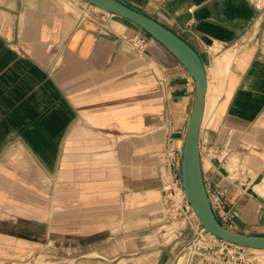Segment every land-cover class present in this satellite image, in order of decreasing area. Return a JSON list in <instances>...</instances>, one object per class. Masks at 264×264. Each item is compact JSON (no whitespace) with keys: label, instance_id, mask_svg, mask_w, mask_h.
Wrapping results in <instances>:
<instances>
[{"label":"crops","instance_id":"obj_1","mask_svg":"<svg viewBox=\"0 0 264 264\" xmlns=\"http://www.w3.org/2000/svg\"><path fill=\"white\" fill-rule=\"evenodd\" d=\"M125 1L185 38L208 83L233 55L200 132L204 175L237 229L264 233L263 0ZM96 8L0 0V264H158L168 253L161 177L195 81L139 25Z\"/></svg>","mask_w":264,"mask_h":264},{"label":"water","instance_id":"obj_2","mask_svg":"<svg viewBox=\"0 0 264 264\" xmlns=\"http://www.w3.org/2000/svg\"><path fill=\"white\" fill-rule=\"evenodd\" d=\"M86 1L139 25L171 51L189 71L195 81V90L192 111L182 144L181 180L185 195L205 232L234 244L264 249V233L230 228L220 220L214 208L211 192L205 180L200 146V132L208 90L207 69L200 53L167 25L125 0ZM213 162L224 174H229L218 158H214ZM262 178L263 175L259 174L256 182Z\"/></svg>","mask_w":264,"mask_h":264},{"label":"built area","instance_id":"obj_3","mask_svg":"<svg viewBox=\"0 0 264 264\" xmlns=\"http://www.w3.org/2000/svg\"><path fill=\"white\" fill-rule=\"evenodd\" d=\"M91 6L93 4L87 2ZM82 16H94L93 13L88 12L86 7L82 6ZM144 39L137 43L138 45H143ZM209 152L212 156L218 158V150L216 148L209 147ZM181 159H182V147L174 148L170 147L166 152V157L164 159L165 170L161 177V190H162V201L164 204L166 216H182L186 215L189 211H194L190 202L188 201L185 193L182 192V180H181ZM219 159V158H218ZM182 195V196H181ZM214 208L220 220L228 227L237 229L238 224L235 218V213L231 207L226 205L225 201V191H218L211 193ZM196 240L200 245L205 246V248L220 247L223 250L227 249L229 253L233 254L232 259L223 260L221 262H231L234 264H253L255 259L251 258V248L246 246H241L228 241H225L216 235L205 232V228L198 223L195 228ZM198 251L192 252L196 254ZM192 254V257H193ZM220 257V256H219ZM224 258V257H223ZM217 262L215 264L221 263Z\"/></svg>","mask_w":264,"mask_h":264},{"label":"rangeland","instance_id":"obj_4","mask_svg":"<svg viewBox=\"0 0 264 264\" xmlns=\"http://www.w3.org/2000/svg\"><path fill=\"white\" fill-rule=\"evenodd\" d=\"M77 6V5H76ZM262 10L264 11V0L262 2ZM79 9V6H77ZM97 10H102L100 8H96ZM78 11V10H77ZM105 11V10H102ZM107 12V11H106ZM264 19V15H263ZM264 25V24H263ZM264 27V26H263ZM212 95V92H211ZM222 97V96H221ZM219 97V100L221 99ZM218 100V102H219ZM218 102L211 108L206 116L205 123L207 122L209 116L217 109ZM211 112V113H210ZM204 123V124H205ZM241 176L240 174H237ZM231 176L235 178V174L231 172ZM243 183L249 185L251 180L248 178L240 179ZM257 183H253L252 187L256 188ZM259 190L263 191L264 179L261 183H259ZM182 196V195H181ZM199 218L192 211H189L186 215L182 216H170L169 214L166 216V220L162 222L163 225L162 230L167 235V245H168V253L163 255V262H158V264H179V261L182 257L186 258L190 253L195 250L198 251L196 254H193L192 261H197L201 264H215L217 262L225 261L227 259H232L233 254L229 253L227 249H222L220 247L213 248H205L206 245L202 246L196 240L195 228L198 226ZM252 254L250 255L252 259H255V264H264V252L255 251L251 249ZM220 256V257H219ZM224 257V258H223ZM74 258V255H73ZM59 259V255H57L56 260ZM74 260L72 261V263ZM59 264V263H56ZM185 264V262L183 263Z\"/></svg>","mask_w":264,"mask_h":264},{"label":"bare ground","instance_id":"obj_5","mask_svg":"<svg viewBox=\"0 0 264 264\" xmlns=\"http://www.w3.org/2000/svg\"><path fill=\"white\" fill-rule=\"evenodd\" d=\"M222 55H221L222 57L220 56L221 58H219V60H218V63L220 65V73L221 74L220 75L217 74V75H219V77L217 78V80L214 83H211V82L208 83V90H207V95H206L205 113H204V117H203L202 126L205 123L208 111L211 108H213V106L218 102L219 97L222 96V94H223V92L225 90V78H224L223 75L226 73V71L229 68V66L231 67L230 63H232L231 60H233L232 59L233 55L230 52H226V53H224ZM228 72H230V71H228ZM211 92H212V95H211ZM228 171H229V173H231L230 169H228ZM245 183H246V181H245ZM182 192L185 193L184 189H182ZM193 213L196 215L195 211H193ZM250 248L255 250V251H258V252L259 251L264 252V249H261V248H255V247H250ZM192 254L193 253H190L189 256L187 257V259L182 257L180 262H179V264H183L184 262H185V264H190V261H191V258H192Z\"/></svg>","mask_w":264,"mask_h":264}]
</instances>
